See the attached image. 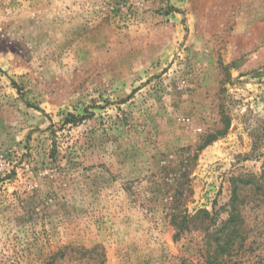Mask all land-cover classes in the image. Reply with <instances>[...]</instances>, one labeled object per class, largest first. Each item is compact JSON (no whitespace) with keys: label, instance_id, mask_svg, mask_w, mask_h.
Masks as SVG:
<instances>
[{"label":"rangeland","instance_id":"rangeland-1","mask_svg":"<svg viewBox=\"0 0 264 264\" xmlns=\"http://www.w3.org/2000/svg\"><path fill=\"white\" fill-rule=\"evenodd\" d=\"M54 254L264 264V0H0V264Z\"/></svg>","mask_w":264,"mask_h":264},{"label":"trees","instance_id":"trees-1","mask_svg":"<svg viewBox=\"0 0 264 264\" xmlns=\"http://www.w3.org/2000/svg\"><path fill=\"white\" fill-rule=\"evenodd\" d=\"M79 116L75 115V114H72L70 113L67 120L68 121H76L75 119H78ZM78 250V249H77ZM79 254H81V256H88L89 259H93V260H96V257L93 256V254H95V248H92V249H86V248H82L81 247V250H78L77 252H79ZM58 254H54L52 255L48 261H46L45 264H56V258H57ZM67 256V253L65 251H63L60 255V257H65ZM95 263L94 264H103L102 260H97V261H94Z\"/></svg>","mask_w":264,"mask_h":264}]
</instances>
